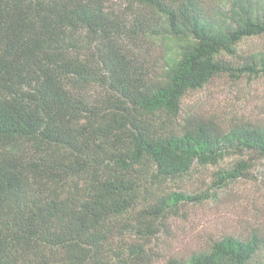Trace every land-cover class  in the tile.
<instances>
[{
    "label": "trees",
    "instance_id": "trees-1",
    "mask_svg": "<svg viewBox=\"0 0 264 264\" xmlns=\"http://www.w3.org/2000/svg\"><path fill=\"white\" fill-rule=\"evenodd\" d=\"M262 34L264 0H0V264L150 262L168 219L209 194L171 181L264 158V123L183 109L217 76H264V51L240 50ZM176 263L264 264V232Z\"/></svg>",
    "mask_w": 264,
    "mask_h": 264
},
{
    "label": "rangeland",
    "instance_id": "rangeland-1",
    "mask_svg": "<svg viewBox=\"0 0 264 264\" xmlns=\"http://www.w3.org/2000/svg\"><path fill=\"white\" fill-rule=\"evenodd\" d=\"M115 4L121 6L120 2ZM240 50L264 51V34L245 39ZM159 54L157 47L152 48L147 59L154 61ZM183 109L215 116L226 126L236 121L264 123V76H217L202 89L190 92L183 100ZM243 159L251 165L248 174L226 184H215L218 171ZM170 185L191 193L209 194L203 195L206 198L202 200L186 202L180 215L168 219V229L149 244L157 255L147 264H177L176 259L206 250L225 235L247 237L264 232L263 157L232 154L217 165L196 164L189 174Z\"/></svg>",
    "mask_w": 264,
    "mask_h": 264
}]
</instances>
